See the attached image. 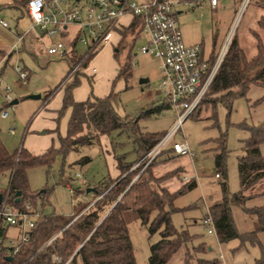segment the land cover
<instances>
[{
	"label": "rangeland",
	"instance_id": "1",
	"mask_svg": "<svg viewBox=\"0 0 264 264\" xmlns=\"http://www.w3.org/2000/svg\"><path fill=\"white\" fill-rule=\"evenodd\" d=\"M8 1L0 0V18L8 24L7 29L0 27V106L3 103L2 91L6 86L9 88L11 101L16 102L12 103L13 110L9 111L8 116L0 118V141L9 152L22 147L37 155L49 146L56 148L59 137L65 133L69 111L66 110L58 116L63 89L56 87L66 75L67 60L81 56L85 47L76 43L70 56H49L32 38L33 33H29L23 44L18 42L14 52H10L9 48L16 41L15 29L25 30L28 22L24 16L20 17V11L12 8ZM19 1L22 4L24 2ZM240 2L241 0H218L215 8H210L204 0L201 7L196 8L182 5L180 1L176 10L181 12L176 17L183 40L200 44L204 55L211 44L219 47L236 20ZM263 16L264 0H247L236 21L233 39L247 58L256 52V39L264 43V30L257 25V21ZM125 20L123 18V22ZM120 33L119 39L122 42L116 43V34H110V42L88 59L87 66L75 68L65 82H69L77 74L79 83L72 89L74 100H83L89 93L105 95L112 89L116 94L113 108L119 116L125 118L126 123L108 134L99 135L92 144L56 152L49 165L28 168L26 180L29 190L34 193L45 191L42 201L39 197L32 208L28 207L33 213H55L67 217L75 211H84L99 197H94L91 191L85 192L86 188L95 190L102 182L107 185L102 192L105 193L110 187V180L120 173L116 167L115 156H121L125 162H131V167L135 166L141 157L136 158L133 150L142 135L164 134L173 124L174 111L169 106L149 116H140L151 104L162 101L156 84L158 60L138 52L145 38L137 36L135 29L131 31L124 28ZM126 56L131 61L130 75L126 79H116L111 87L112 80ZM15 65L25 71L26 79L23 82L18 79L13 69ZM140 78H147V82L140 84ZM50 91L51 96L44 105L43 100ZM30 94H39L40 97L26 98ZM218 95L207 93L197 110L182 122L166 143L165 149L173 141H184L194 156H175L166 150L146 167V171L155 179L149 183L153 190L165 188L169 192H175L191 180L196 183L193 188L175 196L172 205L177 210L169 215L176 230H185L194 237L182 244L163 264H182L184 260L195 264L196 257L213 259L219 254L223 264H252L259 255L256 244L247 241L240 244L238 238L218 243L200 225V219L209 211V205L221 198L219 183L222 177H215L213 168V153L221 141L220 135H223L225 150L226 190L231 197L239 190L237 159L243 154L244 141L250 134L249 128L264 122V85L251 84L243 95L231 98L228 106L217 102L213 110L210 99ZM138 116L137 121L132 123L131 120ZM7 129L10 130L9 133L6 132ZM258 149L264 160V143H260ZM83 157L89 160L82 163ZM183 176L187 178L186 182ZM6 183V177L0 178V189L5 188ZM263 189L264 177L250 189L243 191L244 195L251 198L242 206L230 205V217L238 234L255 230L256 220L244 211V207L262 204ZM153 215L154 212H151L149 220ZM3 227L15 239L18 227ZM127 232L135 264H148L149 246L158 240V231L149 234L146 225L129 215ZM256 236L260 243H264V231L257 232ZM201 242L206 247L204 252L194 251L192 246Z\"/></svg>",
	"mask_w": 264,
	"mask_h": 264
},
{
	"label": "trees",
	"instance_id": "2",
	"mask_svg": "<svg viewBox=\"0 0 264 264\" xmlns=\"http://www.w3.org/2000/svg\"><path fill=\"white\" fill-rule=\"evenodd\" d=\"M9 5L18 6L22 5V2L11 0ZM135 25L134 20L126 29L133 31ZM257 25L264 30V16L257 21ZM120 42L122 39H119L118 43ZM255 47V54L247 58L232 36L206 92V94L209 92L219 94L210 99L213 110L217 102L228 106L231 98L243 95L251 84L264 85V43L256 39ZM114 51L116 55V49ZM92 56L84 60L80 68L85 67ZM76 62L78 58L67 60L66 75L56 87L63 89L58 116L69 109L65 133L59 137V145L56 148L49 146L43 153L34 155L22 147L9 152L0 141V178H7L6 186L0 189V194L4 195L6 192L8 203L16 209L25 210L24 203L32 208L37 198L40 197L42 201L45 197L43 190L35 193L29 190L26 180L28 168L35 165H49L56 152H65L80 145L92 144L97 141L99 135L108 134L126 123L125 118L119 116L113 108L116 94L112 89L101 97L89 93L84 100H73L71 91L79 83L77 74L75 73L69 82L65 81L69 77L70 66ZM130 66L129 56H126V60L112 80L111 87L116 79H126L130 75ZM50 93L51 91L47 95ZM2 105L3 103L0 109ZM164 107H168L165 100L159 101L143 110L140 116H149ZM138 118L139 116L131 120L132 123ZM249 130V137L244 141L243 154L237 159L239 190L231 197L226 190L225 150L223 135H220L221 141L213 153V168L215 174L222 177L219 183L221 198L209 205L208 215L212 219L218 243L238 238L240 244L245 241L256 244L259 255L252 264H264V243H260L256 236L257 232L264 231V202L249 208L244 207V211L256 220L257 226L253 231L238 234L230 217V205L242 206L251 198L249 195H244L243 191L250 189L264 177V160L258 149V145L264 143V122L250 127ZM162 135L144 133L133 150L135 157L143 156ZM115 158L120 173L115 179L110 180V187L105 193L102 192L107 185L100 182L98 187H95L92 192L94 197H99L92 205L84 211H77L73 219H65L55 213H40L34 219L33 227L27 232V241L19 246L16 253H7L0 248V264H72L73 262L75 264H135L127 232L129 215L146 225L149 234L158 231V240L149 246L148 264L165 263L182 244L190 241L194 235L188 234L185 230H176L170 222L169 215L170 212L177 210L172 205L175 196L193 188L195 182L189 181L175 192H169L165 188L153 190L149 183L155 179L146 171V167L154 160L140 170V163L131 167V162H125L121 156ZM88 160L87 157L81 159L82 163ZM143 172L145 175L142 176ZM17 191L18 200L14 201V194ZM151 212H154V215L149 220ZM29 213L33 212L29 211ZM4 231L5 228L0 227L2 236ZM205 248L202 242L192 246L196 252H204ZM52 255L59 257L60 261L53 260ZM195 261V264H213L215 260L196 257ZM182 264L189 263L184 260Z\"/></svg>",
	"mask_w": 264,
	"mask_h": 264
},
{
	"label": "built area",
	"instance_id": "3",
	"mask_svg": "<svg viewBox=\"0 0 264 264\" xmlns=\"http://www.w3.org/2000/svg\"><path fill=\"white\" fill-rule=\"evenodd\" d=\"M182 5L200 8L204 0H24L23 12L29 25L17 34L16 42L23 41L26 33H33L34 40L42 46L49 56L66 57L74 51L75 44L85 47V52L78 57V62L70 66L68 75L75 68L110 42V34L120 36L122 29L136 21V35L145 38L138 52L150 55L158 60V92L167 106L174 111L172 126L160 139L139 158L135 165L141 164L140 170L155 160L166 148V143L180 128L203 100L212 79L223 58L233 34L236 21L247 0H241L234 24L229 29L223 43L212 56L204 55L198 43H185L177 22L176 8ZM210 8H215L218 0H206ZM123 18L126 20L123 22ZM0 26L7 23L0 18ZM53 40V41H52ZM14 44V45H15ZM14 45L9 49L13 51ZM20 81L25 80V71L19 65L13 67ZM3 105L0 118H6L13 110L8 86L2 91ZM10 132L9 129L6 131ZM169 150L176 156H194L184 141H173ZM136 175L133 177V179ZM217 177V174H215ZM132 179V180H133ZM72 193V189H70ZM6 192L0 199V227H18L14 238L0 234V248L14 254L19 246L27 241V232L34 225V218L40 213H29L27 209H16L7 201ZM201 219L202 229L215 237L211 217L206 212ZM53 260L60 261L52 255ZM213 264H223L221 255L213 258ZM65 264V263H62Z\"/></svg>",
	"mask_w": 264,
	"mask_h": 264
},
{
	"label": "crops",
	"instance_id": "4",
	"mask_svg": "<svg viewBox=\"0 0 264 264\" xmlns=\"http://www.w3.org/2000/svg\"><path fill=\"white\" fill-rule=\"evenodd\" d=\"M206 1V0H205ZM9 2V4L11 3V0H9L8 1ZM207 3V2H206ZM208 4V3H207ZM209 6V5H208ZM12 8H15V9H18L19 11H20V17L22 16H24L26 19H27V22H28V25H29V20H28V18H27V16H26V14L23 12V4L22 5H12L11 6ZM181 12V10H179V9H177L176 10V14H179ZM28 25H27V27H28ZM1 28H3V29H7L8 28V24H7V26L6 27H2V26H0ZM26 27V28H27ZM22 31L21 30H16L15 29V35L17 36V34H19V33H21ZM29 33H31V32H27L26 33V35H28ZM25 35V36H26ZM116 37H117V41H116V43L119 41V38H120V36L119 35H117L116 34ZM25 38V37H24ZM32 38L34 39V37L32 36ZM53 41V40H52ZM16 42V41H15ZM23 42H24V39H23V41H21V43L23 44ZM185 42V41H184ZM18 43V42H17ZM16 43V44H17ZM185 43H187V42H185ZM196 43V42H195ZM15 43H13V45H14ZM16 44L14 45V47L16 46ZM188 44H192V43H188ZM12 45V46H13ZM11 46V47H12ZM203 48V47H202ZM10 49V48H9ZM14 49L15 48H13V51L12 52H14ZM218 49V47H217V45L216 44H211V46H210V48L205 52V55H209V56H211L214 52H216V50ZM43 51V50H42ZM202 53H203V50H202ZM6 61V60H5ZM88 64V63H87ZM87 64H86V66H87ZM26 79V78H25ZM71 93H72V91H71ZM50 96H51V93L49 94V95H47L46 97H45V99L43 100V102H44V105H46V103L48 102V100H49V98H50ZM94 96H97V97H101V96H104V94L103 95H94ZM62 97V96H61ZM88 97V96H87ZM86 97V98H87ZM85 98V99H86ZM74 100V99H73ZM82 100V99H81ZM81 100H79V99H75L74 101H81ZM84 100V99H83ZM12 102V101H11ZM61 103V102H60ZM68 111H69V109H67ZM69 115V114H68ZM43 132V131H42ZM42 132H40V133H42ZM27 150V149H26ZM166 150H169V148H167V149H165L164 151H166ZM29 151V150H28ZM170 151V150H169ZM31 154H33L31 151H29ZM170 153H172L171 151H170ZM173 154V153H172ZM174 155V154H173ZM176 156V155H175ZM189 157V156H188ZM154 167H152V169H153ZM183 178V180L186 182L187 181V178L186 177H182ZM188 180H190V179H188ZM192 181V180H191ZM194 182H195V180H194ZM183 184V183H182ZM181 184V185H182ZM196 184V183H195ZM159 189V188H158ZM167 190V189H166ZM75 215H76V211L74 212V213H72V214H70V215H67V217H64L65 219H70V218H74L75 217ZM4 235L6 236V237H12L11 235H9L8 233H7V229L5 228V231H4ZM13 238V237H12Z\"/></svg>",
	"mask_w": 264,
	"mask_h": 264
},
{
	"label": "water",
	"instance_id": "5",
	"mask_svg": "<svg viewBox=\"0 0 264 264\" xmlns=\"http://www.w3.org/2000/svg\"><path fill=\"white\" fill-rule=\"evenodd\" d=\"M147 82V78H140L139 79V83L140 84H144ZM40 97L39 94H30V95H27L26 98H30V99H38ZM16 102V100L12 101L11 103H14ZM94 189L93 188H86L85 192H89V191H93ZM15 198H14V201H17L18 200V196H19V192H15L14 194ZM0 199H1V194H0Z\"/></svg>",
	"mask_w": 264,
	"mask_h": 264
}]
</instances>
